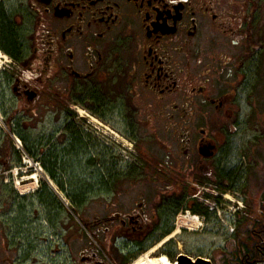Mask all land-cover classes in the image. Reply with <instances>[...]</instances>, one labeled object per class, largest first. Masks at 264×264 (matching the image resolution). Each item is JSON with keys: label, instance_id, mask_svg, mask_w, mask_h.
I'll list each match as a JSON object with an SVG mask.
<instances>
[{"label": "flooded vegetation", "instance_id": "obj_1", "mask_svg": "<svg viewBox=\"0 0 264 264\" xmlns=\"http://www.w3.org/2000/svg\"><path fill=\"white\" fill-rule=\"evenodd\" d=\"M257 16L264 0H0L13 75L0 101H15L0 147V264H130L172 240L182 212L207 214L195 204L204 189L213 215L235 185L240 95L251 88V106L262 73ZM10 130L39 167L21 173L25 186L37 176L26 195L7 172L23 160ZM262 193L247 250L244 227L224 226L210 255L174 240L155 258L264 262L253 255Z\"/></svg>", "mask_w": 264, "mask_h": 264}, {"label": "rangeland", "instance_id": "obj_2", "mask_svg": "<svg viewBox=\"0 0 264 264\" xmlns=\"http://www.w3.org/2000/svg\"><path fill=\"white\" fill-rule=\"evenodd\" d=\"M257 16V22H260L255 25V41L258 44L264 43V20ZM249 50V49H248ZM254 50H251L252 53ZM264 51V49H263ZM264 54L261 53L259 61L261 60ZM254 59L256 55L252 56L247 62L251 67L254 64ZM262 73L258 75V80L256 84L253 85L252 92V102L251 106L248 104L250 97H248L247 92L251 91V88L246 89V91L240 95V108L238 119L239 127L238 132L234 136V146H233V164L235 166V178L233 186H231V192L225 193L232 196L233 201L224 199V202L218 204V209L214 215H209L207 207V197L206 193L210 191L204 189L203 194L198 195V200L195 204L200 205L201 207L207 209V214L204 217H200L197 214H186L182 212L179 216L178 223L181 224L183 220L188 221L197 216L199 223L197 225V231H190L189 229H180V234L173 237L169 242L177 241V250L179 253H186L191 257L197 255H210L213 245L220 242L222 237L220 234L225 233L224 226H227L229 233L235 232L231 229H235L237 225L246 226L252 220L258 217L260 202L263 199V188H264V58L262 59ZM12 64L10 63L9 58L4 54V58L0 62V85H6L8 80L13 77ZM254 76L252 74L251 81L252 83ZM252 86V84L250 85ZM15 104L13 99H7L6 101H0V147L2 146L3 132H5V114L12 110V106ZM8 129V128H7ZM10 140L12 144L17 145V138L14 137L13 131H9ZM21 157L23 153L20 152ZM25 160V161H24ZM20 162H13L7 172L12 173V177L16 183L17 191L22 187L34 186V184H29L25 186V182L21 183L22 176L26 177L27 174H21L22 171L37 170L39 167L36 162H31L25 157ZM29 161V162H28ZM4 171H0L2 173ZM6 181V178H5ZM9 183V181H7ZM232 183V182H231ZM3 184V183H2ZM19 184V187H18ZM37 187V185H35ZM35 187V189H36ZM207 188V187H206ZM3 187L0 186V193H2ZM247 196V197H246ZM212 200H210L211 202ZM242 207L241 212H237L236 216L232 218V223L229 222L227 217H224L226 212H232L237 208ZM224 209V210H223ZM240 213V214H238ZM187 215L189 217H187ZM187 217V218H186ZM229 218V217H228ZM242 223V224H241ZM190 225H193L191 220ZM185 227H188L186 225ZM176 230L172 233H174ZM172 235V234H171ZM165 243L164 245L168 244ZM151 250V249H150ZM149 251V250H148ZM148 251L142 252L141 256L146 254ZM165 255V254H162ZM160 255L158 258L162 257ZM138 257L135 261L141 258ZM155 254H152L151 257H155ZM135 261L131 262L132 264ZM130 263V264H131Z\"/></svg>", "mask_w": 264, "mask_h": 264}, {"label": "bare ground", "instance_id": "obj_3", "mask_svg": "<svg viewBox=\"0 0 264 264\" xmlns=\"http://www.w3.org/2000/svg\"><path fill=\"white\" fill-rule=\"evenodd\" d=\"M3 58H4V54H1L0 53V62L2 61ZM32 180L35 182L34 186L33 187L32 186L22 187L19 190L21 194H24V195L29 194L32 190L35 189V187H36L35 185H37V183H36L37 176H33L32 177ZM18 187H19V184H18ZM226 199L229 200V201H233L232 200V197L230 195H226ZM196 217L197 216H195V217H193L191 219L193 221V225H188L191 222L190 218L188 219V221L183 220L181 222V224L179 223V225L176 228V231H175V233L173 235L174 236L178 235L180 233V231H181L180 229L183 228V226H186V225H188L189 228L188 227H185V228L190 229L192 232L197 231L196 228H197V225L199 223V220ZM164 242H162V244H159V245L153 247L151 250H149L146 254H144L143 256H141V258L138 259L137 261H135V263H133V264H173V263H171L169 261V259L167 258L166 255H162V257H160V258L151 257L152 254L157 253V251L160 249V247H162V245L164 244Z\"/></svg>", "mask_w": 264, "mask_h": 264}, {"label": "trees", "instance_id": "obj_4", "mask_svg": "<svg viewBox=\"0 0 264 264\" xmlns=\"http://www.w3.org/2000/svg\"><path fill=\"white\" fill-rule=\"evenodd\" d=\"M238 214H240V213H238ZM241 224H242V223H241ZM256 225H257V222H256V219H254V220H252L250 223H248V225L243 226L244 228H243V230H242V233H241L242 237H241V240H240V244L243 243V245H242V248H243V249H246V250H247V249L249 248V246H250L249 243H251V241L254 240L253 232H254V229L257 227ZM240 226H241L240 224L237 225V229H238L239 232H241V227H240ZM248 244H249V245H248ZM253 246H254V245H251V248H252L254 251H256L255 248H254ZM253 255H254L255 257L258 256L257 259L260 260V258L264 255V250L262 251L261 254H259V253H255V254H253Z\"/></svg>", "mask_w": 264, "mask_h": 264}, {"label": "water", "instance_id": "obj_5", "mask_svg": "<svg viewBox=\"0 0 264 264\" xmlns=\"http://www.w3.org/2000/svg\"><path fill=\"white\" fill-rule=\"evenodd\" d=\"M177 262L179 264H210V262H205L201 259H199L198 261H196L195 263L191 262L190 259L188 257H186L185 255L183 257H181L179 260H177Z\"/></svg>", "mask_w": 264, "mask_h": 264}, {"label": "built area", "instance_id": "obj_6", "mask_svg": "<svg viewBox=\"0 0 264 264\" xmlns=\"http://www.w3.org/2000/svg\"><path fill=\"white\" fill-rule=\"evenodd\" d=\"M259 264H264V262H260Z\"/></svg>", "mask_w": 264, "mask_h": 264}]
</instances>
